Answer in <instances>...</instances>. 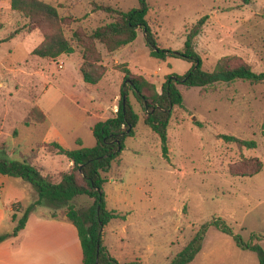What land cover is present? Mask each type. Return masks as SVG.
Returning a JSON list of instances; mask_svg holds the SVG:
<instances>
[{
    "label": "rangeland",
    "instance_id": "1",
    "mask_svg": "<svg viewBox=\"0 0 264 264\" xmlns=\"http://www.w3.org/2000/svg\"><path fill=\"white\" fill-rule=\"evenodd\" d=\"M64 18L67 38L78 31L90 34L114 16L96 5L129 10L140 0H42ZM146 19L158 44L180 51L188 30L208 15L195 40L203 68L218 60L247 64L264 72V0H145ZM29 19L12 10L11 0H0V156L22 160L31 156L45 174L57 179L68 170L66 156L48 152L56 140L68 148L95 145L93 126L118 109L124 74L118 65L143 74L160 89L171 73L183 74L192 63L180 57L160 61L150 55L145 32L114 52L96 42L106 74L99 84L86 83L79 67L84 52L57 59L32 54L52 29L29 31ZM14 32H16L14 34ZM10 35L9 39H7ZM99 85V86H98ZM184 106H176L168 128L169 159L163 156L158 135L142 121L136 135L125 140L120 165L108 173L104 189L108 206L126 214L104 230V242L120 262L141 259L144 264H169L192 239L199 226L213 216L224 218L245 241L252 233L264 235V83L244 80L208 88L180 85ZM134 107L140 103L130 92ZM33 108L40 115H32ZM30 120L29 125L26 124ZM231 134L257 141L248 149L219 138ZM262 169L248 176L257 162ZM38 198L26 180L0 176V204L19 212V218ZM78 196L73 204H92ZM49 217L66 218V207L36 205ZM67 219V218H66ZM13 225V224H12ZM257 242V241H256ZM264 249V238L258 241ZM191 264H260L258 254L237 246L232 235L210 227L201 251Z\"/></svg>",
    "mask_w": 264,
    "mask_h": 264
},
{
    "label": "trees",
    "instance_id": "2",
    "mask_svg": "<svg viewBox=\"0 0 264 264\" xmlns=\"http://www.w3.org/2000/svg\"><path fill=\"white\" fill-rule=\"evenodd\" d=\"M140 1V6L129 10H122L111 5H96V9L112 14L114 20L93 29L88 35L75 31L69 39L62 28L64 18L60 16L56 7L42 0H11L12 10L22 13L29 19L30 32L45 27L52 29L35 47L33 55L55 60L62 55L74 54L77 45L84 47L79 70L86 83L97 84L106 74V68L101 63L102 54L96 47V42L103 44L108 52H114L136 40L140 30L145 32V39L153 58L166 61L171 57H180L190 61L192 66L183 74L166 75L159 89L143 74L133 72L127 64L118 65L119 70L124 74L119 107L107 120L98 121L93 126L95 145L84 146L80 138L77 139L78 147L75 148H68L56 140L46 143L48 152L64 155L72 162L68 170L61 172L57 179L45 174L31 156H26L22 160L0 156V175L26 180L38 195L37 200L24 211L20 218L16 213L13 214L12 219L16 221V225L12 233L0 235V242L9 236H17L24 229L29 214L35 206L47 203L56 208L66 207V218L74 224L80 239L83 253L81 264H96L97 257L98 264H144L141 259L120 262L112 255L103 238L104 230L112 220L126 219V214L108 206L104 189L109 181L108 173L114 164L121 163L125 140L136 135V128L142 121L158 135L163 156L169 159L170 120L174 108L184 106L180 85L188 88H208L237 80L264 83V72H256L247 64L231 65L227 57L218 60L212 70L203 68L195 40L207 22L208 15L201 17L188 30L182 50L175 51L160 47L146 19L148 6L145 0ZM11 36L13 35L7 39ZM130 92L134 93L140 103L142 113L134 107ZM35 113L40 115L37 108H33L31 120ZM45 117V114L41 113V120L33 121H43ZM26 124H31L29 119ZM219 138L248 149L257 147V141L253 139H242L231 134H220ZM256 162L255 168L245 175L252 176L261 171L263 163L258 160ZM78 196H88L93 199V202L88 206L76 208L73 202ZM14 204L15 202L13 207ZM14 211L18 212L15 209ZM210 227H216L221 232L232 235L237 246L256 252L260 264H264V249L258 243L264 235L252 233L251 240L245 241L240 235L234 234L233 228L224 218L218 216H213L210 221L201 224L192 239L169 264H191L201 251Z\"/></svg>",
    "mask_w": 264,
    "mask_h": 264
},
{
    "label": "crops",
    "instance_id": "3",
    "mask_svg": "<svg viewBox=\"0 0 264 264\" xmlns=\"http://www.w3.org/2000/svg\"><path fill=\"white\" fill-rule=\"evenodd\" d=\"M116 111L117 108L113 114ZM69 164L72 165L70 160ZM14 202L11 207L0 204V235L12 233L16 225L12 217L14 213L19 217V212L14 211ZM82 257L74 224L66 218L49 217L42 211L31 212L17 236L0 242V264H81Z\"/></svg>",
    "mask_w": 264,
    "mask_h": 264
},
{
    "label": "water",
    "instance_id": "4",
    "mask_svg": "<svg viewBox=\"0 0 264 264\" xmlns=\"http://www.w3.org/2000/svg\"><path fill=\"white\" fill-rule=\"evenodd\" d=\"M96 264H98V257H97V262H96Z\"/></svg>",
    "mask_w": 264,
    "mask_h": 264
}]
</instances>
